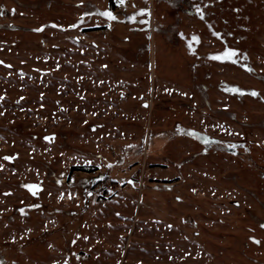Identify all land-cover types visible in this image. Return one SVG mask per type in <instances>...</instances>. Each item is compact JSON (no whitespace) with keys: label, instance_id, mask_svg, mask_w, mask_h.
I'll use <instances>...</instances> for the list:
<instances>
[{"label":"rangeland","instance_id":"1","mask_svg":"<svg viewBox=\"0 0 264 264\" xmlns=\"http://www.w3.org/2000/svg\"><path fill=\"white\" fill-rule=\"evenodd\" d=\"M0 62V264H264V0H0Z\"/></svg>","mask_w":264,"mask_h":264},{"label":"snow or ice","instance_id":"2","mask_svg":"<svg viewBox=\"0 0 264 264\" xmlns=\"http://www.w3.org/2000/svg\"><path fill=\"white\" fill-rule=\"evenodd\" d=\"M120 2L123 4L124 0H120ZM197 11L199 12L200 9L197 8ZM102 15L108 17L109 19H115L116 18L111 11H105L102 13ZM217 35H219V34H217ZM194 39L198 40V38H196V37H194ZM236 55H237V52L235 49L228 48V49H225L223 52L213 56V59H216V60H232ZM0 63H2V62H0ZM251 94L253 96L257 95V93L255 91H253ZM193 134H195V133H193ZM45 139H48V137H45ZM12 158L13 157H5V159H9V160ZM0 167H3V166L0 165ZM109 167H111V165H109ZM25 187H28L29 189H35L37 186L36 185H26ZM33 194H35V192H33ZM255 242L259 243V241H255Z\"/></svg>","mask_w":264,"mask_h":264}]
</instances>
